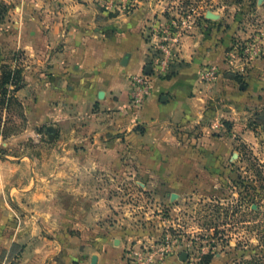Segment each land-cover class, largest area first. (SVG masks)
Returning a JSON list of instances; mask_svg holds the SVG:
<instances>
[{
    "label": "rangeland",
    "instance_id": "374dc122",
    "mask_svg": "<svg viewBox=\"0 0 264 264\" xmlns=\"http://www.w3.org/2000/svg\"><path fill=\"white\" fill-rule=\"evenodd\" d=\"M88 1L100 22L134 18L143 67L120 106L72 120L45 109L44 69L5 41L7 13L0 64L24 81L22 105L0 107V209L33 223L37 241L69 237L91 252L115 238L127 264L264 256V0ZM178 71L187 90L153 95Z\"/></svg>",
    "mask_w": 264,
    "mask_h": 264
},
{
    "label": "crops",
    "instance_id": "0c3cea01",
    "mask_svg": "<svg viewBox=\"0 0 264 264\" xmlns=\"http://www.w3.org/2000/svg\"><path fill=\"white\" fill-rule=\"evenodd\" d=\"M8 4L5 30L12 33L4 35L5 41L33 59L34 71L44 69L45 109L62 106L66 113L77 115L72 120H79L85 106L122 104L121 94L129 91L147 52L132 16L121 19L118 14L100 22L88 0H8ZM187 77L176 72L166 84L154 88L153 95L182 94L191 84ZM16 215L14 209H0V264H127L115 238L102 240L91 252L69 237L63 243L54 244L45 237L37 241L36 226L16 220Z\"/></svg>",
    "mask_w": 264,
    "mask_h": 264
},
{
    "label": "trees",
    "instance_id": "16d2710c",
    "mask_svg": "<svg viewBox=\"0 0 264 264\" xmlns=\"http://www.w3.org/2000/svg\"><path fill=\"white\" fill-rule=\"evenodd\" d=\"M8 11V4L0 2V22L4 20ZM108 16L114 17L116 14L109 13ZM198 19H204L203 15H200ZM171 76H173V74L169 75L167 78H170ZM231 78L236 79L235 77ZM23 81V72L21 67L13 64H0V107H9V105L13 103H17L20 106L22 105L17 96V92L22 87ZM263 115L264 111L260 112L257 121H259L260 117ZM0 134H2V132ZM212 257L213 254L204 255V264H208ZM252 262L253 264H264V256H256L253 261H247V264H251Z\"/></svg>",
    "mask_w": 264,
    "mask_h": 264
},
{
    "label": "water",
    "instance_id": "95a60500",
    "mask_svg": "<svg viewBox=\"0 0 264 264\" xmlns=\"http://www.w3.org/2000/svg\"><path fill=\"white\" fill-rule=\"evenodd\" d=\"M115 243H117V241Z\"/></svg>",
    "mask_w": 264,
    "mask_h": 264
}]
</instances>
